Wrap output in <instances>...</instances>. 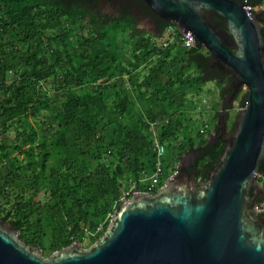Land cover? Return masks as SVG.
I'll return each instance as SVG.
<instances>
[{
  "label": "trees",
  "instance_id": "obj_1",
  "mask_svg": "<svg viewBox=\"0 0 264 264\" xmlns=\"http://www.w3.org/2000/svg\"><path fill=\"white\" fill-rule=\"evenodd\" d=\"M240 1L252 8L263 2ZM134 11L150 18L158 34L137 28ZM170 25L144 0H0V124L5 134L18 132L15 149L29 145L24 167L27 160L12 157V147L0 142V219L28 246L53 254L85 238L92 245L121 207L123 181L154 171V134L166 147L161 183L174 172L167 156L177 145L185 150L178 139L187 95L201 93L208 80L222 96L234 91L227 71L212 68L209 52L200 45L183 48ZM43 111L41 142L33 145L38 134L30 117ZM197 132L198 146L190 138L186 145L193 154L186 166L199 185L225 142ZM49 146L60 154L51 157ZM46 180L52 187L45 205L39 193ZM138 189L147 191L142 184ZM99 225L102 231L88 238L86 230Z\"/></svg>",
  "mask_w": 264,
  "mask_h": 264
},
{
  "label": "water",
  "instance_id": "obj_2",
  "mask_svg": "<svg viewBox=\"0 0 264 264\" xmlns=\"http://www.w3.org/2000/svg\"><path fill=\"white\" fill-rule=\"evenodd\" d=\"M144 1L194 40L191 48L202 46L227 71L232 101L246 88L234 128L224 138L208 180L198 185L184 164L192 154L187 152L180 156V170L156 193L142 191L123 201L92 245L84 248L76 241L49 258L22 241L14 225L0 219V264H264V217L254 212L264 195L262 11L240 0ZM133 15L158 34L150 18L135 11Z\"/></svg>",
  "mask_w": 264,
  "mask_h": 264
},
{
  "label": "rangeland",
  "instance_id": "obj_3",
  "mask_svg": "<svg viewBox=\"0 0 264 264\" xmlns=\"http://www.w3.org/2000/svg\"><path fill=\"white\" fill-rule=\"evenodd\" d=\"M254 9L255 10H264V0H263L261 5L254 7ZM139 22H140L139 19H137L136 26L141 31L146 32V33H150V34H154V35L156 34L153 31L149 30L147 27L140 25ZM10 35H12V34L8 33L5 36L6 41H11L12 38L10 37ZM188 71H190V74H196V72H197L194 65H191L190 69ZM141 74L143 75V73H141ZM44 86H45L44 90L48 91L49 94L54 93L55 90L51 84H45L44 83ZM221 91L222 90H221L220 86H218V84L215 80H208L204 84L201 93H196L194 91V92L189 93L187 95V101L183 102V105L185 107L183 109L186 110V115L184 117L183 124L185 125L184 129L187 130V134L185 135V133H184L185 130L183 129L182 132L179 134V139H178V142L182 143V145L185 146V150L183 151V149H181L179 147V145H177L178 147L173 148L171 153H169V155L167 156L170 160L171 170L172 171L174 170V172L171 175H173L175 173V171L179 167V164L181 163L180 156H185L186 153L189 152V150L186 151V149L188 148V146H186V145L188 143L189 138L195 142L194 147H197L199 144V137H198L197 131H199V130L209 131L210 135L213 136L214 130H215V128L218 124V121H219L218 111H227L226 108H221L222 104H223V99H222L223 96L221 95ZM239 91H241V92H240L238 98L236 97V99L231 104L232 105L231 107H233V108L229 112L228 121L226 123V126L228 128L232 124L234 125L235 120H236V111L239 110L240 108H242V106H240V102H241L243 94L245 92H247L246 88H242ZM47 116H48V112L43 111L36 118L30 117V122L33 125H35V127L37 129V134H38V138H36V141L33 143V145H37L38 143L41 142V137H42L41 125L43 124L44 120H46ZM19 130L23 131L22 128H20ZM26 131H27V133H29L28 128L26 129ZM19 133H21V135H22V132H19ZM17 134H18V132H15V130L12 133H9V135L3 133V129H2V126L0 124V142L7 144L8 146L12 147L9 150V154L12 157L19 156L20 157L19 159L27 160L24 163V167H26L28 165L27 162L29 160L25 157V154L22 153V151H23V149L28 148L29 145H25V146L21 147V149H18V148L15 149L14 148L15 147V135H17ZM22 138L25 139L26 134L22 135L21 139ZM207 138L210 139V136H208ZM17 145H19V142H17ZM49 149L52 150V156L51 157H55L56 155L60 154V152L58 150H54L53 147H51V146H49ZM166 180H164V181L166 182ZM130 185H131L130 178H128L127 180H124L123 181V188L121 189V191L123 192V191L128 190ZM51 187H52V182L51 181L48 182L47 180L44 181L42 186H41V190L39 193V199L45 205L51 202V198L49 196V193H46L49 190V188H51ZM262 208L264 209V202L262 204ZM82 240H84L82 243V246L84 248H88L89 247L88 239L85 238ZM34 248H36V247H34ZM36 249H38V248H36ZM38 250H40V249H38ZM43 255L46 258H49L52 255V253H44Z\"/></svg>",
  "mask_w": 264,
  "mask_h": 264
},
{
  "label": "built area",
  "instance_id": "obj_4",
  "mask_svg": "<svg viewBox=\"0 0 264 264\" xmlns=\"http://www.w3.org/2000/svg\"><path fill=\"white\" fill-rule=\"evenodd\" d=\"M174 27L177 29V31L182 35L183 41H182V46L186 49H190L192 45H194V40L190 39L189 37L185 36L180 29H178L176 26H170V30L176 34V31ZM153 142H154V150L156 152V164L154 171L151 174L146 173L145 171L142 172V175L140 178L137 179H132L131 180V185L128 190L123 191L122 195L119 199V202H123L125 200L131 199L135 196L136 193L142 192L141 190L138 189V186L140 184L144 185L147 188V191L143 192H149L152 190H159L163 187L165 184V181L161 183V178L163 176V159L166 155V147L165 145L161 142L160 138L154 134L153 136ZM260 180L264 183V176H260ZM152 194V193H151ZM262 209V206H256V210L260 211ZM264 211V210H263ZM103 226L99 225L95 231H90L86 230V235L88 238L90 236H95L97 233L102 231Z\"/></svg>",
  "mask_w": 264,
  "mask_h": 264
},
{
  "label": "flooded vegetation",
  "instance_id": "obj_5",
  "mask_svg": "<svg viewBox=\"0 0 264 264\" xmlns=\"http://www.w3.org/2000/svg\"><path fill=\"white\" fill-rule=\"evenodd\" d=\"M262 11V13L260 14V18L264 21V10H261ZM146 17V16H145ZM155 24V23H154ZM215 67H218V65L216 64V62H214V64H212V68L214 69ZM221 70H223V71H225V69H221ZM227 77H228V75H227ZM226 80V78H221V81H224V89H227L228 87H229V85H228V82H226L225 81ZM228 81V80H227ZM234 92V91H233ZM233 92L232 93H226V94H224V96H223V99H225L226 100V105L228 106L227 108H226V110L227 111H223L222 113H221V115H220V117L218 118L219 119V121H218V124H217V126H216V128H215V130H214V134H213V136L216 138L217 136L218 137H221L222 139H224V138H226L228 135H229V133L233 130V124L228 128L227 126L224 128V129H222L221 128V126H222V124H223V120L227 117V116H229V112L231 111V109L233 108V107H231L230 106V104L233 102L232 101V95H233ZM238 94V93H237ZM237 96V95H236ZM227 121H228V117L226 118V123H227ZM190 158H193V154H191L190 156H189ZM190 158H187V159H185V162H184V164L186 165V163L188 162V160L190 159ZM187 167V166H186ZM263 196V195H262ZM261 196V197H262ZM263 204V203H262ZM261 204V205H262ZM263 208L260 210V211H255L254 210V212L255 213H258V215L259 216H261V217H264V213H263Z\"/></svg>",
  "mask_w": 264,
  "mask_h": 264
},
{
  "label": "clouds",
  "instance_id": "obj_6",
  "mask_svg": "<svg viewBox=\"0 0 264 264\" xmlns=\"http://www.w3.org/2000/svg\"><path fill=\"white\" fill-rule=\"evenodd\" d=\"M172 24V26H176L177 28H178V26L176 25V24H174V23H171ZM171 26V25H170ZM264 26V25H263ZM179 29V28H178ZM184 48V47H183ZM177 171V170H176ZM175 171V172H176ZM172 176V175H171ZM262 206V205H261Z\"/></svg>",
  "mask_w": 264,
  "mask_h": 264
}]
</instances>
